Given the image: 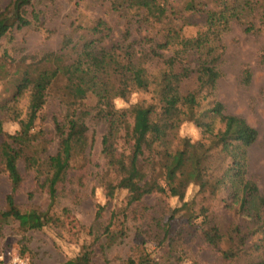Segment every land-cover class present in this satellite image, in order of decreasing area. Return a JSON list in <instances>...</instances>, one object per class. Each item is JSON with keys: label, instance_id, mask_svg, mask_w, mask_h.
I'll return each mask as SVG.
<instances>
[{"label": "trees", "instance_id": "obj_1", "mask_svg": "<svg viewBox=\"0 0 264 264\" xmlns=\"http://www.w3.org/2000/svg\"><path fill=\"white\" fill-rule=\"evenodd\" d=\"M38 1L6 0L0 5V39L14 29L41 27L44 13L35 8ZM213 1L214 7L201 11L205 14L201 39H193L182 34V27L171 25L170 0H111L112 9L126 13L128 18L129 26L122 41H114L112 28L104 19H98L77 28L82 31L79 37L66 35L59 51L47 52L37 64L26 65L23 74L28 73L29 77L15 83V89L0 101V110L20 125L15 134H8L0 123V134L5 137L1 150L10 151L15 161L22 160L27 170L35 172L39 187L49 193L50 204L46 211H22L16 203V194L24 178L13 169L9 172L11 191L6 197V207L0 210V232L10 221L18 223L23 233L57 223L50 211L60 186L68 182L71 172L89 164L87 150L92 142L85 118L90 112L83 102L93 96L97 100L96 117L108 124L102 137V153L115 180L104 177L101 182L107 197L113 198L117 190L134 188L140 196L157 193L178 198L183 204L173 209L164 223L166 235L181 212H185L186 225L190 228L196 219L203 217L206 225L203 240L220 251L225 264H264V194L248 176V150L260 135L245 118L227 114L220 101L205 111L200 109L202 100L207 98L206 92L213 91L221 78L218 65L224 51V35L231 31L233 23H243L246 33L264 30V0ZM195 8L191 1L185 11L192 12ZM255 14L260 18L258 28L252 20ZM133 20L150 27V36L146 37L151 44L149 51L128 43ZM171 49L173 55L166 57L164 52ZM192 57L197 61L195 69L190 65ZM156 60L161 62L160 69L153 72L150 64ZM3 69L0 63V80L8 76ZM194 73L197 88L184 94L182 83ZM48 74L54 75L52 83L59 86V97L65 107L64 115L54 118L58 149L53 155L47 154L49 141L45 132L33 133L37 115L46 102L48 88L45 89L44 80ZM139 91L154 93L159 106L116 107L117 99L127 100ZM27 92L29 114L26 119H20L10 114L15 110L11 106ZM185 123L200 128L209 143L180 138L172 146L171 136ZM137 128H141L140 133L136 132ZM121 141L124 143L120 145ZM217 154L228 160L220 176L215 174L213 166ZM193 183L213 194L230 190L232 205L237 206L238 215L246 224L236 225L226 233L211 225L206 208L197 214L192 204L185 202L186 192ZM100 216L99 209L97 217ZM116 216L112 214L111 225ZM60 264L95 263L91 253L85 251ZM125 264L150 262L130 257Z\"/></svg>", "mask_w": 264, "mask_h": 264}, {"label": "rangeland", "instance_id": "obj_2", "mask_svg": "<svg viewBox=\"0 0 264 264\" xmlns=\"http://www.w3.org/2000/svg\"><path fill=\"white\" fill-rule=\"evenodd\" d=\"M191 1L196 8L192 12L185 11L186 4ZM5 3L6 0H1L0 5ZM170 3L171 25L182 27V34L187 38L201 39L205 24V14L201 11L214 7V1L170 0ZM35 8L44 13L41 27L14 29L0 39V63L8 75L0 80V101L15 89V83L29 77L28 73L23 74L26 65L37 64L47 52L59 51L66 35L79 37L82 31L77 28L81 25L104 19L112 28V38L117 42L122 41L129 26L126 13L114 11L111 0H40ZM255 15L252 20L258 28L260 18ZM242 24L233 23L231 31L223 37L224 51L218 65L221 78L213 91L206 92L207 98L202 100L200 109L205 111L220 101L227 114L245 118L258 131L257 142L248 150V176L264 194V30L246 33ZM149 28L133 20L128 43L134 48L149 51L151 44L146 38L151 33ZM173 53L171 49L164 55L170 57ZM160 64L158 60L152 62V71L158 72ZM190 65L192 69L197 67L195 57H192ZM53 78L54 75L48 74L44 80L48 94L33 129V133L45 132L49 141L48 155L55 154L58 149L54 118H61L65 109L59 97V86L52 83ZM197 85L194 73L182 83V92H191ZM96 103L93 96L83 102L90 112L85 118L92 142L87 150L89 164L84 169L71 172L68 182L60 186L50 211L57 218V223L25 233L19 231L16 222L4 224L0 232V257L11 250L21 256L25 264H60L89 251L95 264H125L130 257L150 264H225L220 251L203 240L202 232L206 227L203 217L196 219L194 227L190 228L186 225L185 212H181L172 221L170 234H165L164 223L171 211L183 204L178 198L157 193L140 196L139 190L134 188L120 189L113 198L107 197L101 182L104 177L111 181L115 177L103 157L102 137L107 133L108 124L96 117ZM136 104L159 106L154 93L143 91L133 93L127 100L115 101L118 109H128ZM13 106L15 110L10 114L26 119L30 93L13 102ZM10 117L6 111L0 110L3 131L15 134L20 125ZM140 130L137 128L136 132L140 133ZM171 137L172 146H176L180 138L209 143L208 136L192 123H185ZM4 138L0 134V210L6 207V197L11 191L9 172L15 169L24 178L16 194L19 208L22 211H46L50 204L49 193L39 187L37 175L27 170L22 160L15 161L10 151L1 150ZM123 143L121 141L120 145ZM227 163L223 154H217L213 159L215 174L220 176ZM229 194L228 189L213 194L202 185L193 183L186 192L185 202H190L197 214L206 208L210 224L226 233L236 225L243 227L246 224L238 215L237 206L232 205ZM99 209L101 216L97 217ZM113 213L117 216L111 225Z\"/></svg>", "mask_w": 264, "mask_h": 264}, {"label": "built area", "instance_id": "obj_3", "mask_svg": "<svg viewBox=\"0 0 264 264\" xmlns=\"http://www.w3.org/2000/svg\"><path fill=\"white\" fill-rule=\"evenodd\" d=\"M0 261L4 262V264H25L24 260L18 254L9 250L6 251L1 257Z\"/></svg>", "mask_w": 264, "mask_h": 264}]
</instances>
